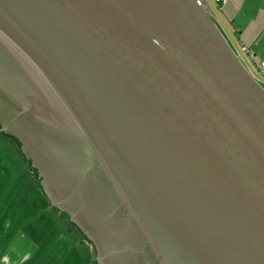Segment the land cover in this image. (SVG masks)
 Instances as JSON below:
<instances>
[{"label": "water", "instance_id": "water-1", "mask_svg": "<svg viewBox=\"0 0 264 264\" xmlns=\"http://www.w3.org/2000/svg\"><path fill=\"white\" fill-rule=\"evenodd\" d=\"M0 135L94 264H264V87L198 0H0Z\"/></svg>", "mask_w": 264, "mask_h": 264}, {"label": "rangeland", "instance_id": "rangeland-1", "mask_svg": "<svg viewBox=\"0 0 264 264\" xmlns=\"http://www.w3.org/2000/svg\"><path fill=\"white\" fill-rule=\"evenodd\" d=\"M204 2L227 41L233 42L230 23L217 14L212 0ZM242 60L256 77L251 64L244 57ZM2 136L0 264H94L89 242L61 212L51 206L34 170L24 162L13 142Z\"/></svg>", "mask_w": 264, "mask_h": 264}, {"label": "crops", "instance_id": "crops-1", "mask_svg": "<svg viewBox=\"0 0 264 264\" xmlns=\"http://www.w3.org/2000/svg\"><path fill=\"white\" fill-rule=\"evenodd\" d=\"M215 5L217 14L230 23L231 47L237 52L242 47L248 50L251 60L244 58L256 73V65L264 61V0H226Z\"/></svg>", "mask_w": 264, "mask_h": 264}, {"label": "built area", "instance_id": "built-area-1", "mask_svg": "<svg viewBox=\"0 0 264 264\" xmlns=\"http://www.w3.org/2000/svg\"><path fill=\"white\" fill-rule=\"evenodd\" d=\"M198 2L206 8V10L210 13V15H212L210 9L208 8V6L206 5V3L204 2V0H198ZM213 3L215 4H223L226 2V0H212ZM213 16V15H212ZM236 54L241 58L242 60V57H247L248 59L251 60L250 56H249V53H248V50L244 47L240 48V51L237 52L235 51ZM247 60V59H246ZM243 61V60H242ZM244 62V61H243ZM256 77L260 78H256L254 77L263 87H264V61L258 63L256 65ZM262 81V82H261Z\"/></svg>", "mask_w": 264, "mask_h": 264}, {"label": "flooded vegetation", "instance_id": "flooded-vegetation-1", "mask_svg": "<svg viewBox=\"0 0 264 264\" xmlns=\"http://www.w3.org/2000/svg\"><path fill=\"white\" fill-rule=\"evenodd\" d=\"M2 136V135H1ZM2 137H4V138H6V139H8L9 140V142H13L8 136H6V135H4V136H2ZM13 144L17 147V150H18V152H19V154H20V151H19V147L13 142ZM21 155V154H20ZM21 157H22V155H21ZM23 158V157H22ZM23 160H24V162H27L24 158H23ZM28 163V162H27ZM35 172V171H34ZM35 174H36V172H35ZM36 177H38L37 176V174H36Z\"/></svg>", "mask_w": 264, "mask_h": 264}, {"label": "trees", "instance_id": "trees-1", "mask_svg": "<svg viewBox=\"0 0 264 264\" xmlns=\"http://www.w3.org/2000/svg\"><path fill=\"white\" fill-rule=\"evenodd\" d=\"M10 138V137H9ZM11 139V138H10ZM12 140V139H11ZM13 141V140H12ZM14 142V141H13ZM15 143V142H14ZM64 216H65V218L68 220V217L65 215V214H63Z\"/></svg>", "mask_w": 264, "mask_h": 264}]
</instances>
